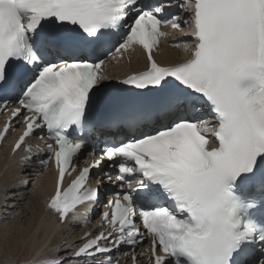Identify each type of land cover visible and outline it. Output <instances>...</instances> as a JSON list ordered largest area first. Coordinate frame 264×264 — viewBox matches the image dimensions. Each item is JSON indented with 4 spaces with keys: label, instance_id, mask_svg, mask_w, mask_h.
Segmentation results:
<instances>
[{
    "label": "snow or ice",
    "instance_id": "1",
    "mask_svg": "<svg viewBox=\"0 0 264 264\" xmlns=\"http://www.w3.org/2000/svg\"><path fill=\"white\" fill-rule=\"evenodd\" d=\"M169 28L189 38L172 39L187 58L162 65L154 52ZM137 49L145 71L106 75L102 57ZM100 104L122 115L101 122ZM0 112V141L24 126L21 164L33 160L26 138L46 132L35 159L57 169L47 207L60 223L98 203L105 183L119 189L98 234L25 264H120L124 245L138 264L146 240L150 264H264V0H0ZM101 123L122 139L73 166Z\"/></svg>",
    "mask_w": 264,
    "mask_h": 264
},
{
    "label": "bare ground",
    "instance_id": "2",
    "mask_svg": "<svg viewBox=\"0 0 264 264\" xmlns=\"http://www.w3.org/2000/svg\"><path fill=\"white\" fill-rule=\"evenodd\" d=\"M187 55L180 48L162 47L156 59L163 64L174 62ZM146 66L144 55L131 66L122 65L111 73L123 76ZM5 143V141H4ZM8 148H0V264H25L37 252L45 249L44 256L55 257L56 249L76 247L84 230L80 229V213L67 223L55 222L54 215L46 208L53 190V175L45 171L42 175L33 174L35 164H21L8 158ZM28 180L27 188L22 181ZM7 199V209L3 207ZM90 211L85 212L89 214ZM50 249V250H49ZM77 262L73 261L72 264Z\"/></svg>",
    "mask_w": 264,
    "mask_h": 264
}]
</instances>
